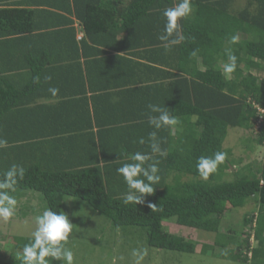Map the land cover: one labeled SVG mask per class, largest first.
Masks as SVG:
<instances>
[{
  "label": "trees",
  "instance_id": "1",
  "mask_svg": "<svg viewBox=\"0 0 264 264\" xmlns=\"http://www.w3.org/2000/svg\"><path fill=\"white\" fill-rule=\"evenodd\" d=\"M179 2L0 0V38L30 44L27 81L15 84L0 74V138L7 141L0 178L13 164L23 167L15 190L41 193L47 209L61 213L65 197H77L116 226L144 227L150 246L188 253L195 241L167 231L165 220L222 233L225 211L252 201L245 237L223 232L236 246L221 256L264 262V0H191L192 13L178 19L183 39L161 41L163 10ZM75 19L84 32L79 40ZM229 52L237 58L231 74L224 71ZM50 88L59 91L53 96ZM149 105L178 118L176 129L151 126L149 116L159 113ZM108 109L114 110L105 115ZM228 127L257 134L244 137L251 142L246 149L254 141L263 145L260 163L241 166L232 180L224 179L226 170L242 158L223 146ZM152 132L163 155L152 153ZM218 151L225 161L202 179L198 158ZM136 152L149 155L147 163L159 161L160 181L143 203L125 204L127 188L116 170ZM30 238H16L15 247L23 249Z\"/></svg>",
  "mask_w": 264,
  "mask_h": 264
},
{
  "label": "rangeland",
  "instance_id": "2",
  "mask_svg": "<svg viewBox=\"0 0 264 264\" xmlns=\"http://www.w3.org/2000/svg\"><path fill=\"white\" fill-rule=\"evenodd\" d=\"M248 136L256 138L257 134L239 127H228L223 146L231 148V157L242 158V161L239 164H230L224 179L232 180L233 172L238 168L248 163L254 166L262 160L263 145L254 141L252 151L244 147L251 143L244 139ZM183 177L187 178L186 175ZM9 194L16 198L17 205L12 218L7 222L0 220V259L5 260L21 259L23 249L15 247V239L31 237L35 230V216L47 209L42 194L37 191L17 189ZM252 208L251 201L243 207L227 209L220 222L222 233L204 229H186L174 225L176 222L173 219L165 220L163 225L167 231L182 234L195 241V251L188 253L152 247L146 241L144 227L116 226L106 216L92 209L84 200L67 196L64 199L63 212L72 223V232L69 234L66 247L73 252L74 264H135L133 249L146 250L141 264H264L259 260L245 262L221 256L222 252H229L236 246V243L225 240L227 236L223 232L232 231L236 238L245 237V230L248 227L243 224V217ZM217 240L222 244L215 246L214 241ZM250 241L255 246L252 235ZM247 255L249 256L250 252Z\"/></svg>",
  "mask_w": 264,
  "mask_h": 264
},
{
  "label": "clouds",
  "instance_id": "3",
  "mask_svg": "<svg viewBox=\"0 0 264 264\" xmlns=\"http://www.w3.org/2000/svg\"><path fill=\"white\" fill-rule=\"evenodd\" d=\"M193 11L191 0H180L175 7L165 8L163 17L165 18L163 34L159 39L164 42L178 43L183 39L179 36L178 19L189 16ZM177 39H170L173 35ZM235 37L233 41L235 42ZM168 44L165 43L167 48ZM236 56L231 52L228 53L230 63L225 64L224 71L231 74L236 69ZM46 80L51 77H45ZM38 80V78H37ZM57 88H50L49 92L55 96L58 93ZM152 112L159 113L157 116H149L148 123L156 129L162 127L175 126L179 123L178 118L171 116L166 110L156 105L148 106ZM152 143L150 145L152 153L163 155L159 144L156 142V133L149 134ZM140 143H144L141 139ZM7 146V141L0 138V148ZM151 157L147 154L136 152L131 156L130 163H123L117 168V173L122 177L127 191L124 195V203L140 204L144 202L147 195L154 192L153 185L158 184L160 176L158 175L159 161L147 163ZM226 159V153L216 152L210 157L201 156L197 160L196 169L199 176L207 180L209 176L215 173L218 166ZM24 168L13 164L3 173L0 178V220L7 222L15 215L17 200L9 192L15 191L17 180L23 179ZM155 210V205H149ZM72 232V223H70L64 212L58 213L50 209H45L42 214L35 216V230L31 234L30 242L23 248L20 258L22 264H50L51 258L56 261H63L64 264H74L73 252L66 247L69 234ZM146 250L133 249L132 256L135 257V264H141Z\"/></svg>",
  "mask_w": 264,
  "mask_h": 264
},
{
  "label": "crops",
  "instance_id": "4",
  "mask_svg": "<svg viewBox=\"0 0 264 264\" xmlns=\"http://www.w3.org/2000/svg\"><path fill=\"white\" fill-rule=\"evenodd\" d=\"M74 27L76 28V39L79 40L83 35H84V32L82 30V27L79 23V21H77L75 19L74 21ZM125 32H122L120 34L117 35V38H120L122 34H124ZM26 36V35H25ZM5 38H0V74H10L14 80H15V84L16 83V80L18 82H26L27 79H28V75L27 72H28V68H29V65H28V51L30 49L27 48L28 45V39L27 38H22L19 40V44H12L10 41L8 42H5L4 41ZM1 40L3 42H1ZM6 44H5V43ZM20 48V51L22 52V56H19V59H18V53H19V50H17V47ZM110 52H113V54L117 51H113V50H109ZM119 54H122L121 52H119ZM28 60V61H27ZM21 66H19V65ZM16 65H18L20 67V69H17L18 67H16ZM3 72V73H2ZM8 76V75H6ZM3 86H6V84L4 83ZM123 99V98H122ZM122 99H119V101H124V102H127V100H122ZM48 101V100H46ZM118 101V102H119ZM123 103V102H121ZM120 105V104H119ZM112 110L114 109H108V113L105 114V115H109L110 112L112 113ZM105 113V111H104ZM176 125L174 126L173 129H176L175 128Z\"/></svg>",
  "mask_w": 264,
  "mask_h": 264
},
{
  "label": "built area",
  "instance_id": "5",
  "mask_svg": "<svg viewBox=\"0 0 264 264\" xmlns=\"http://www.w3.org/2000/svg\"><path fill=\"white\" fill-rule=\"evenodd\" d=\"M259 111L261 112V113H263L264 112V109H259ZM259 125V120L257 121V124H256V127Z\"/></svg>",
  "mask_w": 264,
  "mask_h": 264
}]
</instances>
